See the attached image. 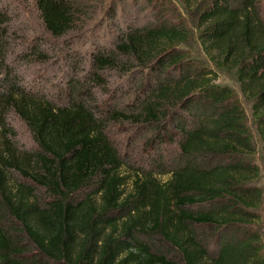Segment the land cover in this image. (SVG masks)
Wrapping results in <instances>:
<instances>
[{
  "label": "trees",
  "instance_id": "obj_1",
  "mask_svg": "<svg viewBox=\"0 0 264 264\" xmlns=\"http://www.w3.org/2000/svg\"><path fill=\"white\" fill-rule=\"evenodd\" d=\"M180 1L209 64L187 48L184 14L160 1L152 21L90 49L67 104L21 83L0 8V264H264L254 159V136L264 146V0ZM34 4L56 38L87 11L84 0ZM221 69L253 131L240 96L215 82ZM102 74L124 80L98 101ZM122 93L131 98L119 102ZM12 116L32 149L16 145ZM116 124L144 131L150 166L132 176L107 133Z\"/></svg>",
  "mask_w": 264,
  "mask_h": 264
},
{
  "label": "rangeland",
  "instance_id": "obj_2",
  "mask_svg": "<svg viewBox=\"0 0 264 264\" xmlns=\"http://www.w3.org/2000/svg\"><path fill=\"white\" fill-rule=\"evenodd\" d=\"M160 1L170 10L176 8L184 14L193 33L187 48L192 57L209 64L197 42L195 22L192 17L185 14L180 0H84L87 11L82 19L72 31L58 38L52 37L43 29L34 0H0V8L9 18L6 26L9 43L6 60L20 77L21 83L34 93L56 104H67L73 89L75 93L77 90L76 87L70 89V84L79 83L80 77L90 68V49L98 43L108 44V37L111 38L114 31L128 26L132 21L137 25L152 21L155 4ZM111 8L116 10L115 15ZM217 72L219 76L215 82L230 86L240 96L248 114V124L253 131L250 108L242 99L237 82L227 71L221 69ZM102 75L100 86L93 89L98 101L108 98L111 88L124 80L121 77L109 78ZM124 86L129 84L124 83ZM122 91L119 90V93ZM114 93L115 89L112 91V98ZM129 98L130 94L122 93L119 102H125ZM10 123L16 132V145L20 149H32V137L25 125L15 116L10 118ZM143 132L134 126L121 124L109 126L107 129L109 137L126 164L121 169L122 174L132 176L140 168L150 166L149 149L142 141L145 136ZM254 142L256 145L254 159L260 168V177L255 183L263 191V201L259 209L261 222L256 227L264 241V146L256 136ZM173 149H176L175 144L172 147L163 144L161 151L166 154ZM165 177L167 176L163 178ZM125 190H130V182L126 184Z\"/></svg>",
  "mask_w": 264,
  "mask_h": 264
}]
</instances>
